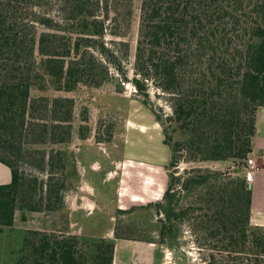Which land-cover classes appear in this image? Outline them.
<instances>
[{
  "label": "trees",
  "instance_id": "16d2710c",
  "mask_svg": "<svg viewBox=\"0 0 264 264\" xmlns=\"http://www.w3.org/2000/svg\"><path fill=\"white\" fill-rule=\"evenodd\" d=\"M111 1L0 0V163L11 172L0 185V226L12 227L19 211L25 219L59 210L67 179L58 176L76 171L62 152L29 148L68 143L74 100L32 91L118 77L170 150L162 200L146 206L158 239L141 241L180 251L189 232L205 264H264V226L251 223L253 190L241 168L264 107V0H142L132 70L126 35L110 27ZM183 161L240 169L173 171ZM115 251L113 240L27 231L16 264H114Z\"/></svg>",
  "mask_w": 264,
  "mask_h": 264
},
{
  "label": "rangeland",
  "instance_id": "374dc122",
  "mask_svg": "<svg viewBox=\"0 0 264 264\" xmlns=\"http://www.w3.org/2000/svg\"><path fill=\"white\" fill-rule=\"evenodd\" d=\"M111 3L114 11L110 16V27L126 35L123 40L130 44L128 67L132 70L142 0H112ZM134 92L131 84L123 83L118 77L103 84L80 85L72 92L53 88L32 91L33 98L74 100L68 143H47L29 148L35 156L43 152L54 151L55 155L62 152L75 162L76 171L69 167L58 176L67 179V191L59 210L30 212L25 219L19 211L12 227L0 226V264H16L27 231L76 235L87 240H113L116 245L118 243V254L125 252L122 249L130 242L150 237L158 239L154 229L155 214L146 206L162 200L168 183L166 167L170 150L161 141V126L154 125L158 134L152 130L155 116L135 97ZM153 99L170 113L166 98L153 95ZM237 167L229 161H183L178 170L173 171L208 168L225 172L240 169V165ZM27 174L37 175L38 172L27 169ZM185 236L180 251L147 243L151 245L149 252L153 253V264H205L204 254L196 248L191 234L187 232ZM137 263L141 264L138 259Z\"/></svg>",
  "mask_w": 264,
  "mask_h": 264
},
{
  "label": "crops",
  "instance_id": "0c3cea01",
  "mask_svg": "<svg viewBox=\"0 0 264 264\" xmlns=\"http://www.w3.org/2000/svg\"><path fill=\"white\" fill-rule=\"evenodd\" d=\"M155 123L156 125L159 126L157 122L152 121L151 124L152 130L154 133L158 134V130L154 127ZM142 127L144 126L141 125V128ZM163 139L164 136L161 135L162 143H163ZM252 157L255 158V160L260 164L261 170L258 172L255 182L250 184L253 190L251 223L257 226H264V107H261L258 110L257 134L254 140V150ZM10 181H11V172L9 168L3 165L2 163H0V185L8 184L10 183ZM150 246H151L150 244H147L143 241L130 242L129 246H126V248L122 249L125 252H121L120 254H118V243H117L114 264H138L137 259L141 262V264H153L151 258L153 253L150 254L149 252V250L151 249L149 248Z\"/></svg>",
  "mask_w": 264,
  "mask_h": 264
},
{
  "label": "built area",
  "instance_id": "2783aa9c",
  "mask_svg": "<svg viewBox=\"0 0 264 264\" xmlns=\"http://www.w3.org/2000/svg\"><path fill=\"white\" fill-rule=\"evenodd\" d=\"M244 175L246 181L249 184H252L256 180V176L261 168L258 166L257 161L255 158H250L244 165H243Z\"/></svg>",
  "mask_w": 264,
  "mask_h": 264
}]
</instances>
